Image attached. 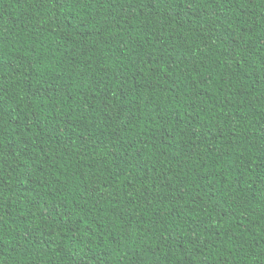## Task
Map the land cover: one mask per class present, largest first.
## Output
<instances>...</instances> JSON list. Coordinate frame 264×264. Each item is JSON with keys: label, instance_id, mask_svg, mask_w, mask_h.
<instances>
[{"label": "trees", "instance_id": "obj_1", "mask_svg": "<svg viewBox=\"0 0 264 264\" xmlns=\"http://www.w3.org/2000/svg\"><path fill=\"white\" fill-rule=\"evenodd\" d=\"M0 264H264V0H0Z\"/></svg>", "mask_w": 264, "mask_h": 264}]
</instances>
